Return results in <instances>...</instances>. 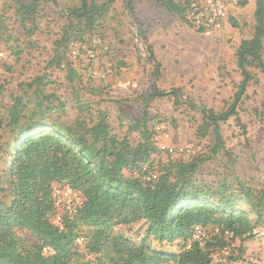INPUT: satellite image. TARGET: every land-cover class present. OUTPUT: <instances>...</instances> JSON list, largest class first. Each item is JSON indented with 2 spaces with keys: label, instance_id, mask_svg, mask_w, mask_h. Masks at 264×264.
I'll return each mask as SVG.
<instances>
[{
  "label": "rangeland",
  "instance_id": "rangeland-1",
  "mask_svg": "<svg viewBox=\"0 0 264 264\" xmlns=\"http://www.w3.org/2000/svg\"><path fill=\"white\" fill-rule=\"evenodd\" d=\"M32 1L36 11L28 19L19 7ZM252 2H232L221 30L202 33L167 13L158 0H0V174L6 144L14 136L6 125L14 98L21 100L25 119L57 123L61 130L79 132L80 123L90 126L103 117L111 133L126 135L130 145L140 137L127 128L141 120L156 152L144 173L124 170L125 176L148 181L165 168L200 159L194 185L209 200L244 212L252 226L241 238L225 236L224 246L211 252V264H264V75L249 61V79L241 90L244 76L238 66L239 44L254 32ZM84 6L99 11L91 30L78 17ZM68 24L77 38L68 40L57 62L62 48L55 41ZM148 47L159 68L149 59ZM261 59L264 64V40ZM153 84L164 92L178 90L179 96L149 98ZM238 92L234 114L218 123L221 145L213 152L212 127L205 137L196 133L204 122L201 108L223 113ZM208 232L213 234L210 227L205 241ZM111 233L157 252L180 250L179 241L159 243L147 234L144 220L115 225ZM90 235L79 226L83 241L77 252L89 264H116L104 251H87Z\"/></svg>",
  "mask_w": 264,
  "mask_h": 264
},
{
  "label": "trees",
  "instance_id": "trees-1",
  "mask_svg": "<svg viewBox=\"0 0 264 264\" xmlns=\"http://www.w3.org/2000/svg\"><path fill=\"white\" fill-rule=\"evenodd\" d=\"M161 7L184 21L183 4L179 0H158ZM246 5L247 0H239ZM36 2L21 5L19 10L28 19L33 18ZM78 17L84 18V29L94 27L99 11L96 7H82ZM254 32L250 39L242 40L238 47V66L244 80L249 74L245 66L253 62L264 75L261 50L264 40V0H255ZM185 22V21H184ZM32 33L33 30H28ZM201 32V31H200ZM68 24L56 46L57 62L61 60L65 45L71 37L76 40ZM149 59L159 68L151 47ZM159 70L155 72L158 74ZM75 74L70 73V78ZM241 92L235 94L234 103L223 113L201 108L204 122L197 128V136L205 137L207 128L214 133L213 152L221 145L218 123L234 114V104ZM172 95L178 90L164 92L151 86L149 98ZM191 108L195 105L188 101ZM43 113V112H40ZM143 116H146L144 111ZM81 131L61 130L59 124H43L31 117H23V106L14 98L9 110L8 125L14 133L4 150L5 163L0 174V264H89L76 250L75 240L79 226L88 228L91 235L86 244L92 254L104 251L116 264H211L213 249L224 246L228 231L241 238L250 231L248 216L222 200L211 201L204 189L194 185L193 176L200 159L177 163L165 168L148 181L128 178L124 170L144 173L150 157L156 152L152 133L141 120L129 125V132H138L140 141L130 145L128 137L112 134L103 117ZM144 171V172H143ZM54 185L80 192L84 198L78 213L66 216L65 227L59 230L51 223L54 213L51 192ZM9 199L3 202V198ZM258 219L260 217L258 216ZM144 220L146 232L159 243L179 241L177 253L157 252L145 245H134L123 237L114 236L111 228ZM195 225L209 228V240L203 245L192 240ZM217 232H214L215 229ZM21 233H26L27 238ZM190 243V246L184 247ZM53 251L44 255L42 248Z\"/></svg>",
  "mask_w": 264,
  "mask_h": 264
},
{
  "label": "built area",
  "instance_id": "built-area-1",
  "mask_svg": "<svg viewBox=\"0 0 264 264\" xmlns=\"http://www.w3.org/2000/svg\"><path fill=\"white\" fill-rule=\"evenodd\" d=\"M238 1L239 0H179V2L183 4L184 11L182 16L185 23L202 33H211L221 30L228 19L231 3H237ZM162 149L173 152L172 148H166V146H162ZM144 170H147L145 166ZM153 178H155V176ZM51 197L54 206L51 223L59 230H63L65 227L64 217L66 216L68 219L73 218L81 208L84 198L80 192L60 185L53 186ZM214 231L217 232L218 229L216 228ZM192 232V240L198 241L203 245L205 238L208 237L206 228L195 225ZM224 235L232 236L228 231H225ZM82 241L83 238L78 236L75 240V244L81 245ZM189 246L190 243L184 248L187 249ZM42 253L44 255H50L53 251L47 247H43Z\"/></svg>",
  "mask_w": 264,
  "mask_h": 264
},
{
  "label": "crops",
  "instance_id": "crops-1",
  "mask_svg": "<svg viewBox=\"0 0 264 264\" xmlns=\"http://www.w3.org/2000/svg\"><path fill=\"white\" fill-rule=\"evenodd\" d=\"M255 0H253V2H254ZM253 2H252V4H253Z\"/></svg>",
  "mask_w": 264,
  "mask_h": 264
}]
</instances>
